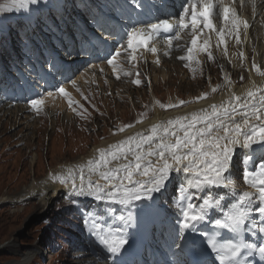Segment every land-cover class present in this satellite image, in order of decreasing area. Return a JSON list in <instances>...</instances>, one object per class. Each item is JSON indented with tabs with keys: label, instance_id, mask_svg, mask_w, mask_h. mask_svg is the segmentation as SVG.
Instances as JSON below:
<instances>
[{
	"label": "snow or ice",
	"instance_id": "obj_1",
	"mask_svg": "<svg viewBox=\"0 0 264 264\" xmlns=\"http://www.w3.org/2000/svg\"><path fill=\"white\" fill-rule=\"evenodd\" d=\"M38 2L7 0L3 7L27 11ZM251 3L255 15L256 0ZM123 7L129 23L110 33L118 46L107 49L102 61L111 67L116 79L121 74L132 76V69L144 61V53L156 56L155 63L159 65L160 49L156 45L161 41L167 45L165 56L173 50L184 51L177 58L195 77L201 70V54L214 60L210 37L202 38L205 30L216 34V47L223 45L227 56V41L234 37L235 43L241 45V31L246 39L250 26L238 15L231 0H181L178 14L171 10L169 0H127ZM217 16L223 22L219 29L214 24ZM180 41L184 43H175ZM239 56L242 63L247 59L244 51ZM124 64L130 67L125 68ZM252 69L264 78V69L255 62ZM51 71L62 74L55 63ZM140 75L137 70L132 80L136 86L142 83ZM225 80L231 86L232 81L228 77ZM71 83L76 88L74 79ZM52 87L54 91H47V96L65 97L69 107H73L76 102L65 87ZM219 87H213L212 92ZM207 97L208 93H203L196 99ZM157 103L167 110L191 102ZM44 104L43 97L29 101V107L37 114ZM133 126L124 125L118 130L124 132ZM240 169L248 189L245 191H237L236 172ZM49 178L68 189L66 199L81 205L78 211L82 222L97 248L107 254L103 256L105 260L121 255L129 245L128 230L138 227L140 220L163 213L172 216L174 226L168 247L179 250L174 255L184 253L189 242L195 243L192 237L199 236L202 247L192 264H264V83L257 85L252 81L243 95L229 87V96L221 103L159 121L144 132L98 149L86 163L67 168L61 175L50 174ZM169 185H173L171 196L167 195ZM84 200L95 203L84 206ZM117 206L125 213L107 215ZM170 208L174 212H169ZM113 264L122 261L113 260Z\"/></svg>",
	"mask_w": 264,
	"mask_h": 264
},
{
	"label": "rangeland",
	"instance_id": "obj_2",
	"mask_svg": "<svg viewBox=\"0 0 264 264\" xmlns=\"http://www.w3.org/2000/svg\"><path fill=\"white\" fill-rule=\"evenodd\" d=\"M6 3L7 0H0V26L3 27H7V18L10 14L26 12V10L18 8L5 10L3 6ZM43 3V0H39L35 6L40 7ZM35 6H29L28 10L37 9ZM38 22L43 23L45 21L39 17ZM259 28L261 29V27ZM253 30L249 32V35L253 33ZM249 43L250 47L248 46V49L252 53L254 60L247 59L243 63L241 59L238 61L240 63L239 66L242 69L244 68L243 74L245 75H247L248 66L252 65L253 62L256 63V56L259 63L256 64L261 69H264V30L252 40H249ZM258 51H261L259 55ZM237 53H240L239 49ZM213 56L214 60L212 63L217 65L215 69L220 70V78L223 79L222 85L225 88V77L229 76L228 78L232 81L234 68H227L228 62L215 58L217 56L215 53H213ZM172 62H175V60ZM177 62L181 63L180 61ZM176 64H171V67ZM125 66L126 68L130 67L127 64ZM209 67L207 65L200 67L201 70L195 73V77L192 72L188 73L186 71L185 73L189 75L186 82L182 84L183 74L175 73L171 75L174 72L167 66H164L165 70L163 66L161 67L162 72L152 74V69L147 65L146 71L139 70L141 74L139 78L142 81L140 86L132 83V80L136 78L135 72L137 71L134 69L132 76L116 79L121 84V87L117 90H115L116 88L110 89L112 93L109 92V95L94 90L96 86L91 83L88 89L78 88L79 94H77L76 88L70 86L68 91L73 92L72 100L76 102L74 103L75 107H69L68 101L62 100L60 96H52L45 100L44 106L47 109L55 110V113L58 110H63L64 105H66L67 113L76 116L73 124H69L68 116H51L47 111L45 113V110L41 111H44V113L37 117V120L35 117L31 119L32 115H27V117H21L17 120L0 114V199L9 198L16 200L20 198L13 201L16 203H0V243L5 242L4 246L0 248V264H26L27 262V264H90L87 260L82 261V259L87 258L81 256V253L84 252L77 251L76 247L73 246V239L80 236L78 232L79 216L74 213L73 206L75 204L65 198L67 190L62 191L59 198L53 199L46 204L48 207L45 210L43 209L44 206L41 207L42 202L39 198H26L24 202H21L20 200L24 198L21 195H24V191L34 182H45L51 172L54 171V173L61 175L63 172L60 171V168L63 166L73 167L78 165L77 163L81 159L87 158L97 146L101 148L103 143L117 139L132 130V128L152 120V116L157 112L153 106L154 104L156 107L159 106L154 94L153 96L150 95L152 87L160 100L158 102L162 104H178L179 100L177 97L180 96V100L189 101L186 87H188L190 95H195L200 82L204 84L203 89L207 88L208 92H212V88L216 84L215 81L208 79V76H210ZM94 72L109 75L108 72ZM164 73L171 77L169 84L163 83V80L159 79V77H164ZM143 75L150 81L144 79ZM92 76L99 78L98 75ZM155 76H158V85L154 83ZM111 81L114 80L108 76L103 82ZM113 83L110 84V87H112ZM195 83L198 84L195 85ZM221 94L218 91L216 95ZM121 96H124V101L121 100ZM189 104L181 105L183 107L182 110ZM133 105L137 107L132 108ZM13 108L18 110L14 106ZM73 108L76 110L73 111ZM161 110L166 113L170 109ZM142 114L144 115L142 116ZM140 119L143 122L136 123ZM128 124L134 126L126 128L124 132L118 130ZM241 171L242 169L236 173L238 174ZM172 188L173 185H169L168 196ZM237 191H239V187ZM89 204L93 205L94 202L90 201ZM123 211L118 206L115 208V213ZM66 228H68L67 232L64 233L62 230ZM68 239L70 244L67 248ZM32 247L35 250L28 255L27 259H21V253H25L26 250ZM43 250L44 252H42ZM92 263L96 264L95 262Z\"/></svg>",
	"mask_w": 264,
	"mask_h": 264
},
{
	"label": "bare ground",
	"instance_id": "obj_3",
	"mask_svg": "<svg viewBox=\"0 0 264 264\" xmlns=\"http://www.w3.org/2000/svg\"><path fill=\"white\" fill-rule=\"evenodd\" d=\"M43 1H46V0H43ZM41 2V1H40ZM49 3H51V8L52 7H54L55 6V3H56V0H50V1H48ZM257 2H259L258 0H257ZM258 4V3H257ZM259 5V4H258ZM45 8H47V7H45ZM250 8H251V10H252V4L250 5ZM31 12H33L32 10H27L26 12H22V14H26V15H30V14H33V13H31ZM262 12H264V10H263V8H261V10L259 11V12H257V13H255V15H250L249 17H248V15H246V14H249V13H247L246 12V14H244V16H245V18H246V20H248L249 21V25L251 26V25H253V21L255 20V18H256V15H259L260 13H262ZM245 13V12H244ZM57 18V17H56ZM27 24H26V30H27ZM223 26V23L222 22H220L219 23V26H218V29L219 28H221ZM250 26H249V28H248V30H247V38H248V36H249V32L250 31H252L253 29H254V27L255 28H257V26L258 25H254L253 26V28L250 30ZM263 28V29H262ZM261 28V32L264 30V27H262ZM58 29V28H57ZM56 29V30H57ZM255 30V29H254ZM243 31V30H242ZM260 34V32L258 33V35ZM257 35V36H258ZM210 37V44H211V51H212V53H215L216 52V54H217V58L218 59H221V61L222 60H224V62L226 61V62H228L227 63V65H226V67L227 68H234V70H233V80H232V84H231V86H229L227 83H226V81L224 82V83H226V86H225V88H224V85H222L223 83V79L222 78H220V70H217V69H215V68H217V65L216 64H213L212 63V61H209L208 60V58H207V55H205V54H201L199 57L201 58H199L200 59V61H201V65H200V67H202V66H204V65H207L208 67H209V74H210V76H208L209 78L208 79H210V81H215V84H216V86L217 85H219L220 87L218 88V90H217V92L218 91H220L222 94L221 95H216L217 94V92H215V93H213V92H208V90H207V88L206 89H203L204 88V84L202 83L201 84V82L199 83V87H198V90L197 91H195V95H190L191 93H188V91H189V89H188V87H186V90H187V94L189 95L188 97H187V99L191 102L189 105H187L186 106V108L185 109H183L182 110V106L181 105H179L178 107H176V108H171L168 112H164L163 113V111L159 108V106L158 107H156L155 106V104H154V109L157 111L155 114H154V116H152L153 117V119L152 120H149V122H147V123H144L143 125H139V126H137L136 128H134L133 130H131L130 132H128V133H124L123 135H121L119 138H117V139H114V140H112V141H110V142H105V143H103L102 145H101V148H96L94 151H92V153L86 158L85 157V159H81L80 161H79V163H77L78 165H81V164H84V163H86L87 162V160H89L90 158H93L95 155H96V153H97V150L98 149H106V148H108V146L109 145H112V144H116V142H119V141H121V140H123V139H126L128 136H131V135H134L135 133H137V132H144V131H146L147 129H149L153 124H156L157 122H159V121H166V120H168V119H170V118H174V117H177V116H181V115H185V114H188V113H192V112H195V111H199V110H201V109H204V108H208L211 104H213V103H215V104H219V103H221L222 101H224V100H226L227 98H228V96H229V87H231V89H232V91L233 92H235L237 95H243L245 92H246V90L251 86V82L252 81H255L256 82V84L257 85H259V84H261V83H264V78H261V77H259L256 73H255V71L252 69V65H249L248 66V71H247V75H245V74H243L244 73V71H243V69L241 68V66H239L240 65V63L238 62L239 61V59H241V58H237V57H240L239 56V54L237 53V51H238V49L240 50V51H245L244 53H245V56H246V58L248 59V60H251V59H253L254 60V58H252L253 56H252V53L251 52H249V49H248V46L250 47V43H249V41H247L248 39L246 38L245 39V37L244 38H242L241 37V40H242V44L241 45H237L236 43H235V40H234V37L233 38H231V39H229L228 41H227V49H228V55L227 56H225L224 55V46L223 45H221L219 48H217L216 47V45H217V37H216V34L214 33V32H207V31H205L204 32V34H203V37L202 38H209ZM250 40V39H249ZM257 40H258V38L256 39V42H257ZM256 45V44H255ZM167 48V47H166ZM167 50V49H166ZM162 53H164V52H162ZM162 53H160L159 55H158V57L160 58V55L162 54ZM179 56H181L180 54H175L173 57H172V59H174L175 60V62H172L170 59H169V57H167V56H165L164 54H162L161 55V57H163V59H161V62H160V64L159 65H157L156 63H155V60L157 59V57L155 56V57H146V56H144V61L143 62H140L139 63V66H137V68H136V70H142V71H146L147 70V65L149 66V68L150 69H152L151 71H152V74H154V73H159V72H162V66H163V68H164V66L166 67H168L170 70H172L174 73H172L171 75H174L175 73H177V74H179V73H181V74H183V78H182V84H183V82H186V80H187V76L189 75L188 73H190V71H189V69L188 68H185L184 67V61H181V60H179L177 57H179ZM223 57H224V59H223ZM246 59V60H247ZM148 62H147V61ZM149 61H151L152 62V64L151 65H149L148 63H149ZM177 61H180L181 63H179V62H177ZM175 63H177L174 67H171V64H175ZM212 63V64H211ZM221 63V62H220ZM263 63V62H262ZM179 64H181V66H179ZM224 64V63H223ZM128 65V64H127ZM130 66V65H129ZM124 67L126 68V66H125V64H124ZM101 68H103L104 69V71H103V73H106V72H108V73H111L112 72V69H111V67L109 66V67H101ZM221 69V68H220ZM134 69H132V71H133ZM164 70H165V68H164ZM95 71H98V72H100V70H99V67H97V69L95 70ZM184 71V72H183ZM188 72V73H185V72ZM93 73H95V72H93ZM92 75H99V73L98 74H90V76L89 77H84V78H82L78 83H77V85H76V89L78 88V87H80L79 85H83L82 87L83 88H85V89H88V86H89V84L90 83H94V82H98L99 80V78H97V77H93ZM147 76H149L148 74H146ZM213 75V76H212ZM122 77H124L122 74H121V78ZM161 77H163V76H161ZM229 77V76H228ZM241 77H243V80H241ZM116 78V77H115ZM151 79V78H150ZM159 79H162L163 80V83H165L166 82V84H169L170 82H171V77L170 76H168L166 73H164V77L163 78H160L159 77ZM191 79V78H190ZM118 80V79H117ZM125 80H126V78H125ZM157 81H158V76H155V84H157ZM165 84V85H166ZM172 84V83H171ZM198 83H195V85H197ZM158 85V84H157ZM101 86V85H100ZM104 86H105V88L107 89V87H108V85L107 84H103V86H102V88L104 89ZM177 86V85H176ZM215 86V87H216ZM70 87V86H69ZM119 87H121V84H119L118 82H114L113 84H112V87L111 88H116L115 90H117ZM196 87V86H195ZM203 87V88H202ZM181 88V87H180ZM81 89V88H80ZM115 90H114V92H115ZM180 90V89H179ZM207 90V91H206ZM104 91V90H103ZM69 92V94H70V96H71V98H73L72 97V93L73 92H70V91H68ZM167 93V92H166ZM203 93H208V97L206 98V99H200V100H197L196 98H198V97H200ZM151 94L153 95L154 94V98L155 99H157L158 97H157V93H156V91H154L153 90V87L151 88ZM122 98H121V100H123L124 101V96H121ZM60 98L62 99V100H66L67 101V99L65 98V97H62V96H60ZM209 98V99H208ZM144 99V98H143ZM177 99L178 100H180L181 99V96L180 97H177ZM45 100H47V98L45 99ZM134 100V99H133ZM132 100V102H134ZM153 101H154V99H153ZM143 102V101H142ZM196 102H198L197 104H195ZM175 104V103H174ZM62 105V104H61ZM74 107H75V105H73ZM67 106L66 105H64V108H63V110H58V111H56V113H60V112H63V113H65L66 115L68 114L67 113V108H66ZM133 107H137V106H134L133 105ZM18 109V108H17ZM29 108H26V109H18V110H15V108H11V107H9L7 110H6V116L9 118V117H12V118H15V119H20L21 117L22 118H24L26 115H28L30 112H29V110H28ZM50 111H51V113H55V110H53V109H49ZM2 116H4V115H2ZM32 116H36L35 114H33ZM27 117V116H26ZM68 119L70 120V123L69 124H73V122L75 121V119H76V116L74 115H72V114H68ZM26 120V119H25ZM17 122V121H16ZM16 124V123H15ZM20 124V123H19ZM34 124V123H33ZM28 130V129H27ZM254 147H258V146H254ZM242 151V150H241ZM35 163V162H34ZM73 165V164H72ZM77 166V165H76ZM73 167H75V166H73ZM63 168H71V167H67V165L66 166H64ZM64 172V171H63ZM50 174H52V175H59V173H54V171L52 172V173H50ZM63 174V173H62ZM50 176V175H49ZM48 180H50L49 178H48ZM48 180H46L45 182H42V183H39V182H34L30 187H28L27 189H26V191H24V195H21V197H24L22 200H20V201H24L26 198H35V197H37V198H39L40 200H41V202H42V205H41V207L42 206H45L46 204H48L51 200H53V199H56V198H59L60 197V195H61V192L62 191H65V190H67L68 191V189L67 188H65L64 186H62L61 184H59L58 182H56V183H54V182H52V180H50V181H48ZM18 199H20V198H17L16 200H18ZM16 200H11V199H9V198H2L1 200H0V203H16V202H13V201H16ZM35 250V248H31V249H28V250H26L25 251V253H21V255H22V258L21 259H23V260H25V259H27V257H28V255L32 252V251H34ZM20 260V259H19Z\"/></svg>",
	"mask_w": 264,
	"mask_h": 264
}]
</instances>
